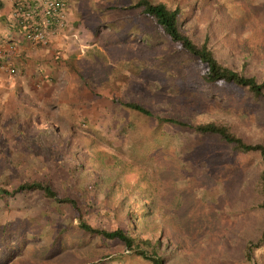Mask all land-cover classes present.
<instances>
[{
    "label": "rangeland",
    "instance_id": "1",
    "mask_svg": "<svg viewBox=\"0 0 264 264\" xmlns=\"http://www.w3.org/2000/svg\"><path fill=\"white\" fill-rule=\"evenodd\" d=\"M134 1L67 0L64 44L52 48L62 60L58 74L42 73L51 67L43 62L33 73L0 70V184L49 178L100 228L125 226L129 214L137 233L167 243L168 264H249L243 248L264 227V211H243L255 202L258 155L157 123L114 99L222 119L252 141H264V100L223 83L207 96L204 65L139 7L122 8ZM162 1L181 6L182 27L208 35L225 62L264 77V0ZM69 128L76 136L66 145ZM75 213L40 189L0 201V264H147L121 242L85 232Z\"/></svg>",
    "mask_w": 264,
    "mask_h": 264
},
{
    "label": "trees",
    "instance_id": "2",
    "mask_svg": "<svg viewBox=\"0 0 264 264\" xmlns=\"http://www.w3.org/2000/svg\"><path fill=\"white\" fill-rule=\"evenodd\" d=\"M140 8V12L160 27L161 31L168 35L176 43L179 49L184 50L187 54L195 57L204 65L201 73V80L205 84V93L207 96L215 94L216 87L220 83L229 85L234 84L242 88L245 95L255 100H264V77L254 73H247L242 67H235L233 64L225 62L216 53L215 46L206 35L203 39H198L182 27L181 6H168L162 0H135L125 4L122 8L132 9ZM10 72V70L0 69ZM12 72V71H11ZM125 108L135 111L145 117L153 118L157 123H167L179 131H189L203 135L211 140H217L221 143H227L233 151L243 153H255L260 160L261 168L256 180V187L253 188L252 197L254 203L246 207L243 211L252 210L264 211V141H252L250 137L244 134L235 124L226 122L222 119L193 120L177 115L157 113L145 104L135 100H119ZM69 128L64 138L75 137ZM72 135V136H71ZM74 135V136H73ZM68 139L66 145L68 143ZM59 145V144H57ZM74 149V148H73ZM75 154V152H73ZM49 178L40 179L32 178L16 183L12 187H6L0 184V201L7 202L9 197L19 192L40 189L45 197L51 198L57 202L69 203L76 211L75 216L79 219V227L90 234H97L102 238L121 242L128 250L140 256L147 264H168V253L164 250V243L161 237L143 236L137 233L131 222L134 218L127 215V224L125 226H115L110 229L100 228L91 224L84 218L83 211L77 210L78 204L74 198L69 196H60L58 192L49 183ZM149 202V211H154L155 204ZM156 210V209H155ZM133 223V222H132ZM23 232L19 227L17 233ZM20 234V233H19ZM17 236L20 238L22 235ZM234 236L227 235L225 242L230 244ZM56 239H58L56 237ZM257 242H252V241ZM250 244L243 248L242 261L251 262L253 257L255 264H264V227L260 230L259 235L253 239L249 238ZM99 261V260H98ZM98 261L84 264H97Z\"/></svg>",
    "mask_w": 264,
    "mask_h": 264
},
{
    "label": "crops",
    "instance_id": "3",
    "mask_svg": "<svg viewBox=\"0 0 264 264\" xmlns=\"http://www.w3.org/2000/svg\"><path fill=\"white\" fill-rule=\"evenodd\" d=\"M12 9V0H0V61H3L8 66L12 65L10 67L13 68L15 66L16 69L18 67H20L21 70L25 68L29 73L36 72V69H42L44 66L40 64L43 62L50 64L51 67H44L45 70H43L42 73L51 72V70H53V76L58 74L57 69H60L59 66H61L62 60L59 58L60 55H56L55 50L52 48L57 46L61 47L64 44L58 37L60 34L59 32H61L63 28L50 34L49 42L46 45L32 44L23 37V30L12 24ZM69 10L67 9V14L71 15ZM9 44H13V48L10 49ZM36 48L42 49L38 51ZM57 58L58 60L56 61ZM31 64H35L36 67ZM36 75H38V73H36ZM35 88L36 87H34V89Z\"/></svg>",
    "mask_w": 264,
    "mask_h": 264
},
{
    "label": "built area",
    "instance_id": "4",
    "mask_svg": "<svg viewBox=\"0 0 264 264\" xmlns=\"http://www.w3.org/2000/svg\"><path fill=\"white\" fill-rule=\"evenodd\" d=\"M12 24L23 30V37L35 45H46L50 34L67 23V0H12ZM13 48V44H9ZM0 69L14 68L0 61Z\"/></svg>",
    "mask_w": 264,
    "mask_h": 264
}]
</instances>
